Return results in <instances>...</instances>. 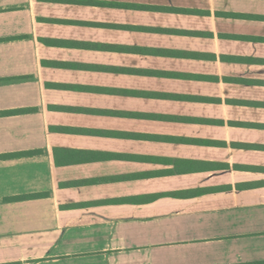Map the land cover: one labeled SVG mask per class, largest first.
<instances>
[{"label":"crops","instance_id":"obj_1","mask_svg":"<svg viewBox=\"0 0 264 264\" xmlns=\"http://www.w3.org/2000/svg\"><path fill=\"white\" fill-rule=\"evenodd\" d=\"M0 264H264V0H0Z\"/></svg>","mask_w":264,"mask_h":264},{"label":"trees","instance_id":"obj_2","mask_svg":"<svg viewBox=\"0 0 264 264\" xmlns=\"http://www.w3.org/2000/svg\"><path fill=\"white\" fill-rule=\"evenodd\" d=\"M30 154H32V152H30V153H20V154H14V155H4V156H0V159H8V158H12V157H18V156L30 155Z\"/></svg>","mask_w":264,"mask_h":264}]
</instances>
